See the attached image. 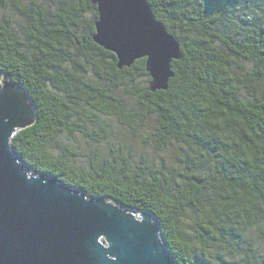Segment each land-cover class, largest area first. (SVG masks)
Listing matches in <instances>:
<instances>
[{"label":"trees","instance_id":"1","mask_svg":"<svg viewBox=\"0 0 264 264\" xmlns=\"http://www.w3.org/2000/svg\"><path fill=\"white\" fill-rule=\"evenodd\" d=\"M147 2L180 43L165 90L137 85L150 81L145 58L118 68L93 41L90 0H0L22 20L16 31L2 15L0 73L25 87L37 111L12 150L31 174L147 210L177 264H264V0ZM124 85L136 109L118 96ZM142 110L155 117L156 142L175 144L172 168L142 160L132 169L112 153L84 170L50 149L64 131L107 135V116L134 127Z\"/></svg>","mask_w":264,"mask_h":264},{"label":"water","instance_id":"2","mask_svg":"<svg viewBox=\"0 0 264 264\" xmlns=\"http://www.w3.org/2000/svg\"><path fill=\"white\" fill-rule=\"evenodd\" d=\"M90 2L97 10L93 41L115 54L118 68L145 58L149 90H165L181 48L147 0ZM36 115L22 84L0 82V264H177L147 210L89 198L27 170L10 142Z\"/></svg>","mask_w":264,"mask_h":264},{"label":"rangeland","instance_id":"3","mask_svg":"<svg viewBox=\"0 0 264 264\" xmlns=\"http://www.w3.org/2000/svg\"><path fill=\"white\" fill-rule=\"evenodd\" d=\"M22 1L26 3L30 0ZM36 1L45 5L52 3V0ZM4 13H9L12 16V28L18 31L22 25L21 17L10 5L7 8H0V20ZM87 17L92 18V14H87ZM6 80L8 78L0 73V82ZM148 83L149 78L142 77L137 85L143 86L148 85ZM127 87V85L121 86L116 92L125 100L128 108L136 109V102ZM140 112L139 120L133 124L134 127H125L115 117L107 116L104 117L109 122L107 135L96 140L78 132L70 134L64 131L57 136L60 147L55 146L50 149L55 153L64 154L71 164L84 170H91L93 157L97 164L105 156H110L112 153H120L121 156L128 158V165L132 169L140 165L142 160L156 171L158 168L163 170L172 168L175 162L173 159L175 144L167 139L156 142L159 137L154 135L157 132L155 117L145 110ZM260 247L264 250V241L260 242Z\"/></svg>","mask_w":264,"mask_h":264}]
</instances>
